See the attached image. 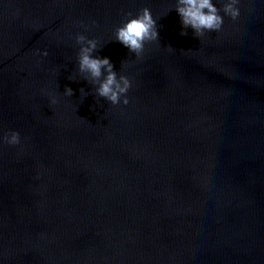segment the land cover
<instances>
[{
  "label": "water",
  "instance_id": "obj_1",
  "mask_svg": "<svg viewBox=\"0 0 264 264\" xmlns=\"http://www.w3.org/2000/svg\"><path fill=\"white\" fill-rule=\"evenodd\" d=\"M176 4L0 0V136H21L0 143V264H264V0L203 38ZM143 8L160 40L138 60L114 41ZM77 34L127 106L79 73Z\"/></svg>",
  "mask_w": 264,
  "mask_h": 264
},
{
  "label": "clouds",
  "instance_id": "obj_2",
  "mask_svg": "<svg viewBox=\"0 0 264 264\" xmlns=\"http://www.w3.org/2000/svg\"><path fill=\"white\" fill-rule=\"evenodd\" d=\"M222 2L221 9L213 0H177L175 11L178 12L185 30L191 28L196 37L203 38L206 33L222 32L225 16L232 21L240 18L241 0H222ZM127 15L129 18L116 29L114 42L122 44L138 60L143 59L146 45L160 40L157 21L149 8H143L134 17L132 13ZM181 35L187 36V31H182ZM75 40L81 46L78 54L79 73L89 83L98 85L96 95L113 106H119L121 103L127 106L130 103L127 94L132 88L131 80L125 75L118 76L109 58L94 56L98 50L97 40L88 39L83 34H77ZM42 55L47 56L48 53L45 51ZM84 91L83 88L80 89L81 93ZM64 94L72 97L74 92L71 88H66ZM47 95L51 97L52 105L60 102L55 93H47ZM0 143L9 146L20 145V133L10 132L0 136Z\"/></svg>",
  "mask_w": 264,
  "mask_h": 264
}]
</instances>
